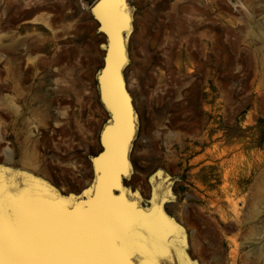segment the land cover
Wrapping results in <instances>:
<instances>
[{
  "label": "rangeland",
  "instance_id": "374dc122",
  "mask_svg": "<svg viewBox=\"0 0 264 264\" xmlns=\"http://www.w3.org/2000/svg\"><path fill=\"white\" fill-rule=\"evenodd\" d=\"M233 2L243 20L234 45L155 37L145 61L134 34L124 69L138 115L125 185L146 204L149 177H172L166 209L198 264H264V0ZM92 4L0 0V165L65 195L90 183L106 120L95 83L104 37Z\"/></svg>",
  "mask_w": 264,
  "mask_h": 264
},
{
  "label": "water",
  "instance_id": "95a60500",
  "mask_svg": "<svg viewBox=\"0 0 264 264\" xmlns=\"http://www.w3.org/2000/svg\"><path fill=\"white\" fill-rule=\"evenodd\" d=\"M89 12L104 37L102 65L95 74L98 101L106 120L98 133L99 151L89 156L92 178L78 195L63 194L32 174L0 165V234L4 264H14V235L24 233L50 245L86 242L104 250L106 264H198L187 249L185 228L166 205L174 199V180L161 170L148 179L145 204L125 181L133 172L130 154L138 115L127 89L128 39L134 7L128 0H92ZM49 257L79 255L46 251Z\"/></svg>",
  "mask_w": 264,
  "mask_h": 264
},
{
  "label": "crops",
  "instance_id": "0c3cea01",
  "mask_svg": "<svg viewBox=\"0 0 264 264\" xmlns=\"http://www.w3.org/2000/svg\"><path fill=\"white\" fill-rule=\"evenodd\" d=\"M128 1L134 7L128 55L130 58L129 43L135 34L141 39L137 58L145 61L149 60V52L144 47L154 45L155 37L162 40V45H166L168 38L176 39L181 46L189 44L190 40H198L202 44L206 41L211 45H234V41L228 40H234V26L239 29L238 24L243 21H239L242 15L234 12V0ZM260 12L263 17L257 25L264 28V8Z\"/></svg>",
  "mask_w": 264,
  "mask_h": 264
},
{
  "label": "snow or ice",
  "instance_id": "6c2138e0",
  "mask_svg": "<svg viewBox=\"0 0 264 264\" xmlns=\"http://www.w3.org/2000/svg\"><path fill=\"white\" fill-rule=\"evenodd\" d=\"M3 239L0 234V264L3 260ZM11 251L16 255L14 264H38V258L34 255L39 252L59 251L63 253H77L79 255L49 257L50 264H106V258L103 255L104 250L86 242L62 243L59 245H50L41 238L31 234H16L12 239Z\"/></svg>",
  "mask_w": 264,
  "mask_h": 264
},
{
  "label": "bare ground",
  "instance_id": "6f19581e",
  "mask_svg": "<svg viewBox=\"0 0 264 264\" xmlns=\"http://www.w3.org/2000/svg\"><path fill=\"white\" fill-rule=\"evenodd\" d=\"M13 2V1H12ZM13 5V4H12ZM8 6H9V4H8ZM193 7V6H192ZM191 7V8H192ZM180 9V8H179ZM185 9V8H184ZM194 11V10H193ZM257 34V33H256ZM258 35V34H257ZM237 63H240V64H242V63H244V58H242V57H239V58H236V60H235ZM250 64V63H249ZM240 66V65H239ZM243 68H245V67H243ZM247 69L245 70V69H243V70H245V71H247V74L248 75H250V73H252L251 71L253 70V67H252V65H248L247 64V67H246ZM251 70V71H250ZM239 72V71H238ZM263 78V77H262ZM260 79V78H259ZM243 97V96H242ZM245 97V96H244ZM240 101H241V99H239ZM242 101H243V99H242ZM261 101V100H260ZM236 105V104H235ZM237 106V105H236ZM261 106V105H260ZM236 108V107H235ZM252 115V114H251Z\"/></svg>",
  "mask_w": 264,
  "mask_h": 264
}]
</instances>
